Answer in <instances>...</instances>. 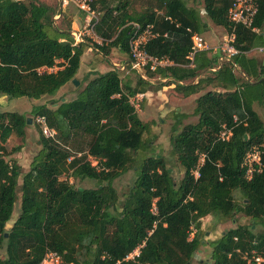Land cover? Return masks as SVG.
Returning a JSON list of instances; mask_svg holds the SVG:
<instances>
[{
	"label": "trees",
	"instance_id": "16d2710c",
	"mask_svg": "<svg viewBox=\"0 0 264 264\" xmlns=\"http://www.w3.org/2000/svg\"><path fill=\"white\" fill-rule=\"evenodd\" d=\"M138 1L97 0L93 7L100 19L94 32L109 42L91 47L85 40L72 45L71 21L60 17L61 26L54 22L59 9L34 0H0V97H54L76 79L87 49L106 59L113 48L128 54L132 22L167 32L166 38L148 43L146 51L176 64L139 74L125 63L123 71L120 66L98 74L82 89L77 86L72 100L33 106L32 118L43 116L56 136L44 138L38 124L41 148L21 184L20 166L5 160L21 146L8 151L6 144L11 136L25 138L29 118L0 113V264H41L48 251L56 252L62 264H190L203 243L201 219L236 214L251 224L226 230L210 242V261L204 264H248L243 257L253 251L264 259V121L254 110L255 104L264 108V63L244 54L264 46V0H259L253 24L258 32L236 31L239 55L219 64L218 56L199 53L194 68L179 65L187 63L191 47L187 29L199 34L207 29L199 12L187 6L197 0H152L134 12ZM232 1L200 2L213 25L227 29ZM58 60L65 62L58 71L36 72ZM153 81L159 83L157 90L168 87L185 98L201 93L193 110L197 123L179 130L183 115L174 114L169 143L183 171L179 183L162 156L147 155L151 126L130 104L137 94L145 97ZM223 126L232 129V136L214 141ZM253 147L262 149L261 167L247 180L242 163ZM200 154L206 158L195 179L191 171ZM135 164L137 177L118 212L113 183ZM84 181L95 186H75ZM19 194L20 210L10 221ZM142 242L136 262L123 261Z\"/></svg>",
	"mask_w": 264,
	"mask_h": 264
},
{
	"label": "rangeland",
	"instance_id": "374dc122",
	"mask_svg": "<svg viewBox=\"0 0 264 264\" xmlns=\"http://www.w3.org/2000/svg\"><path fill=\"white\" fill-rule=\"evenodd\" d=\"M39 3L47 4L54 8L56 11L59 9V4L57 0H34ZM197 0L196 3L191 1L187 2L188 7L196 9L201 19L207 25L206 31L202 34L211 44L212 38L218 33H223L222 28H218L207 18L203 10V4ZM152 0H139L133 4L134 12H139L147 5H152ZM97 8L101 11L100 6ZM76 10V15L78 16L79 23L76 29H80L83 25V15L79 14L78 10L74 7H70L69 10ZM100 13V12H99ZM67 16V15H66ZM61 17V16H60ZM60 17H54V22L61 26V23H58ZM63 20V19H61ZM66 22V20H64ZM75 28V27H74ZM75 29V30H76ZM74 30V29H73ZM85 44L87 46H94L95 43L89 39H85ZM117 49L113 48L110 50L112 54L111 58H104L100 51H95L94 49H87L85 54L82 56L80 68L76 76V82H78V89H82L91 79L96 77L102 72L105 73L111 66V61L116 59ZM115 53V55H114ZM119 69V68H118ZM91 70V71H90ZM96 70V71H94ZM134 79V76H131ZM126 80V77L123 78V82ZM159 86L158 82H152L147 93V97H144L142 101L138 102V108H135V111L138 115V118L151 126V145L150 153L147 155L150 156H162L170 168V172L176 183L182 179L183 171L179 167V164L176 162V159L171 155V147L169 143L170 136L172 134V128L176 123L174 119L175 111H169L171 107L180 108L179 114L183 115V120L178 126V129L181 130L185 126L193 125L197 123V116L193 115V110L195 107V99L201 94L193 95L190 97H183L181 94L177 93L174 89L171 88H161L157 90ZM73 83H69L62 87L54 97L42 98L40 100H30L27 98H17L9 99L4 96L0 97V113L1 112H16L22 115H25L31 121L26 128V136L23 140L11 136L6 144V147L9 150L17 146H21V150L18 153L6 156L5 160L8 163L15 161L21 168V176L19 177L18 183L21 184V177L28 172L30 166L33 162L34 157L38 154V151L41 148L39 141L40 132L39 125L35 122V117L32 118V108L33 106H39L42 104L49 105L50 101L58 102L60 98L62 100H72L75 97L76 91ZM210 89V88H208ZM65 90L66 94L60 96ZM136 105V102L134 103ZM259 114L264 121V109L261 107L259 109ZM71 158H69V161ZM133 165L129 167L126 173H124L119 179H117L113 186L117 190L118 202L116 205V210L120 212L121 206L126 200L127 194L132 186V183L137 177L136 167ZM135 168V169H134ZM66 175L61 176V179H64ZM69 182L73 183L72 179H69ZM81 185L85 188H93L95 185L91 181H84L83 183H76L75 186ZM20 194L18 195L17 202L14 206L13 214L10 221L16 219L19 210H20ZM12 222H9L6 225V229H9ZM251 224L250 219L243 217L240 214H236L233 217L228 218H218L214 216H206L200 221L201 226V240L202 245L200 246L199 251L194 256L190 264H204L210 261V251L211 248L209 243L218 239L222 233L226 230L233 229L239 226H249ZM253 230L256 232L260 231V228L257 229L253 227ZM194 233V232H193Z\"/></svg>",
	"mask_w": 264,
	"mask_h": 264
},
{
	"label": "built area",
	"instance_id": "2783aa9c",
	"mask_svg": "<svg viewBox=\"0 0 264 264\" xmlns=\"http://www.w3.org/2000/svg\"><path fill=\"white\" fill-rule=\"evenodd\" d=\"M96 1L97 0H59V14L55 16L56 18L60 17L61 13L70 7H74L83 15L82 27L71 32L73 46L84 42L86 38L91 39L97 46H104L108 44L109 41L99 38L94 32L95 26L98 24L100 19V13L93 7ZM258 8L259 0H233L226 15L228 25L227 29H224V34L220 37L216 44H211L202 34L193 32L188 28L187 32L190 33L191 47L186 57L187 63L179 66L194 68V58L199 53H210L212 56H218L219 64L236 55H239L241 52L235 46L236 31L238 27L250 29L253 32L258 31L253 26ZM167 20L173 22V20L169 17ZM131 27L132 30L128 41V55L130 59V68L132 70L142 74L145 70L153 72L159 68H168L176 65L168 58H155L150 56L146 51L148 43L161 37L166 38L168 34L167 32L157 30L152 24L143 26L139 23L132 22ZM176 27H179L178 23H176ZM251 52L264 53V47L254 48L250 52H246L244 54H249ZM64 63V61L58 60L52 67H40L36 70V72L39 75L54 73L60 69V64ZM143 99L144 94H137L130 98V104L134 109L138 108V102ZM135 102L136 105L134 104ZM35 121L41 126L44 138H55L56 132L48 127L43 116H36ZM233 122H237L236 116L233 118ZM231 136L232 129L227 126H223L220 132L215 136L214 141L226 142ZM261 155L262 149L253 147L244 157L242 168L245 171V178L247 180H251L253 173L259 171L261 167ZM205 158V154H200L195 167L191 171L195 179L199 177V170L203 166ZM88 160L92 162L93 159L89 158ZM151 213L153 215L157 213V209L154 204L151 208ZM154 228L155 224L153 226V229ZM152 232L153 230L149 231L147 236L149 237ZM144 245L145 242L138 245L133 251L125 256L123 261L136 262ZM243 258L248 264H261L264 262V259L257 255L254 251L250 256L245 254ZM41 264H62V261L61 257L56 252L48 251Z\"/></svg>",
	"mask_w": 264,
	"mask_h": 264
},
{
	"label": "crops",
	"instance_id": "0c3cea01",
	"mask_svg": "<svg viewBox=\"0 0 264 264\" xmlns=\"http://www.w3.org/2000/svg\"><path fill=\"white\" fill-rule=\"evenodd\" d=\"M58 1V4H59V0H57ZM76 10H69V8L68 9H66V10H64L62 13H61V17L62 18H65V19H67L68 21H71V26H72V30L74 29H76L77 28V26H78V23H79V19H78V16L76 15ZM79 12V11H78ZM79 14H81L80 12H79ZM67 15V16H66ZM75 27V28H74ZM219 29L220 28H222V27H218ZM222 30H223V33H218V34H216V35H214V37L212 38V44H216L217 42H218V40L220 39V37L224 34V28H222ZM258 30V29H257ZM258 32V31H257ZM261 35L264 37V31L261 33ZM263 42H264V39H263ZM262 47H264V46H262ZM255 48H257V47H255ZM252 49H254V48H252ZM251 49V50H252ZM250 50V51H251ZM118 52H117V54L115 55V53H114V55L116 56V59L115 60H113V61H111V66H112V68H110L109 67V69L106 71V72H108V71H110V70H113V69H118L120 66H122V65H124L125 63H130V59H129V55L127 54V53H122V52H120L119 50H117ZM250 51H248V52H250ZM247 55H250V56H252V57H254V58H256L259 62H261V63H264V53H256V52H251V53H249V54H247ZM111 56H112V54H110L107 58H111ZM123 68H124V66H122L121 67V71H123ZM125 69V68H124ZM91 71V70H90ZM94 71H96V70H94ZM105 72V73H106ZM103 73V72H102ZM66 91L67 90H65L60 96H64V94H66ZM147 94H149V93H146L145 94V97H147ZM262 106H260V105H257V104H255L254 105V110L259 114V109L261 108ZM263 108V107H262ZM264 109V108H263ZM179 110H180V108H175V107H171L170 108V110L169 111H175V113H178L179 112ZM259 116H260V114H259ZM261 117V116H260ZM262 118V117H261Z\"/></svg>",
	"mask_w": 264,
	"mask_h": 264
},
{
	"label": "water",
	"instance_id": "95a60500",
	"mask_svg": "<svg viewBox=\"0 0 264 264\" xmlns=\"http://www.w3.org/2000/svg\"><path fill=\"white\" fill-rule=\"evenodd\" d=\"M64 43H67V42H64ZM72 83H73L75 86H78V82H76V80H73ZM30 123H31V121L28 120V124H30ZM169 171H170V170H169Z\"/></svg>",
	"mask_w": 264,
	"mask_h": 264
}]
</instances>
